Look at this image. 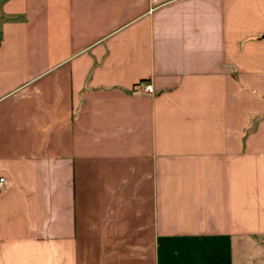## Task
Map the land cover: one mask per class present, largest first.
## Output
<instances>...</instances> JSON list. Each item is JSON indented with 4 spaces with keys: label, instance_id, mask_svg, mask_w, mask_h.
<instances>
[{
    "label": "crops",
    "instance_id": "1",
    "mask_svg": "<svg viewBox=\"0 0 264 264\" xmlns=\"http://www.w3.org/2000/svg\"><path fill=\"white\" fill-rule=\"evenodd\" d=\"M0 176V264H264V0H0Z\"/></svg>",
    "mask_w": 264,
    "mask_h": 264
},
{
    "label": "built area",
    "instance_id": "2",
    "mask_svg": "<svg viewBox=\"0 0 264 264\" xmlns=\"http://www.w3.org/2000/svg\"><path fill=\"white\" fill-rule=\"evenodd\" d=\"M143 90L147 94H153V88L151 85H144ZM7 181L4 177L0 176V192L6 187Z\"/></svg>",
    "mask_w": 264,
    "mask_h": 264
}]
</instances>
